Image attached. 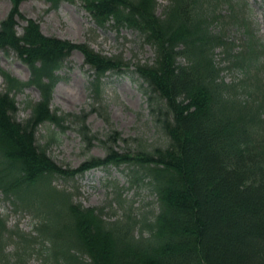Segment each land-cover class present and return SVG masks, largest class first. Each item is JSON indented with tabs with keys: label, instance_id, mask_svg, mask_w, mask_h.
I'll return each instance as SVG.
<instances>
[{
	"label": "trees",
	"instance_id": "obj_1",
	"mask_svg": "<svg viewBox=\"0 0 264 264\" xmlns=\"http://www.w3.org/2000/svg\"><path fill=\"white\" fill-rule=\"evenodd\" d=\"M22 1L10 0L0 20V50L12 51L29 69L25 81L0 68V193L39 220L33 234L25 233L8 229L0 213V258L22 264L31 246L44 242V264H264V47L245 23L244 3L168 0L158 14L157 0H78L97 26L132 29L152 48L150 61L131 63L86 42L43 34L36 20L21 13ZM47 1L56 8L77 0ZM18 18L25 20L21 33ZM225 18L242 29V44L220 23ZM73 50L92 71L96 101L107 71L134 67L164 144L120 151V134L112 130L100 140L105 156H90L77 167L48 154L54 135L45 143L38 138L45 123L65 129L68 119L76 122L86 149L98 139L87 127V112L50 106ZM217 50L228 67L241 69L240 78L222 77ZM27 86L36 87L39 98L26 101L30 112L18 119L12 92ZM111 165L129 166L130 184L153 192L157 211L151 220L123 206L120 191L122 213L110 219L100 207H85L52 184L56 177ZM26 191L44 199L47 209L24 206ZM12 238L23 244L10 258L4 250Z\"/></svg>",
	"mask_w": 264,
	"mask_h": 264
},
{
	"label": "rangeland",
	"instance_id": "obj_2",
	"mask_svg": "<svg viewBox=\"0 0 264 264\" xmlns=\"http://www.w3.org/2000/svg\"><path fill=\"white\" fill-rule=\"evenodd\" d=\"M157 1L160 4L157 13L160 14L161 5L168 0ZM240 2L245 5V23L252 36L264 47V0ZM9 8V0H0V19ZM20 11L25 17L37 20L46 35H55L74 42H86L96 51L107 55H121L131 63L150 61L153 56L152 48L136 31L126 27L118 30L97 27L79 1H62L56 8H51L47 0H23L20 3ZM220 13L225 14L226 9H221ZM18 22L17 29L21 32L24 21L19 19ZM220 23L226 24V30L231 37L238 38L236 44H242L245 37L241 35V28L227 18L220 19ZM216 59L223 66L221 75L226 81L242 76L241 69L227 66L228 61L221 50L216 51ZM262 60L264 61V55ZM0 66L21 80H26L29 76L27 66L11 51L9 54L0 51ZM59 75L61 78L53 89L50 106L65 113L87 112V127L98 139H94L91 147L86 149L77 131L76 122L68 119L64 122L65 129L49 123L43 124L38 130L39 142L45 143L54 135L47 152L58 164L77 167L90 156L103 157L106 150L100 140L112 130L120 134V140L115 145L120 151L149 148L165 143V137L156 126L150 111L144 85L133 72V66L120 72L105 74L101 79V95L97 101L90 91L92 73L78 50L71 52ZM4 90V81L0 75V92ZM12 94L18 106L17 118L23 119L29 114L26 101L38 99V91L29 86ZM129 179V166L120 165L93 168L73 178L56 177L52 184L71 192L73 201L85 207H100L107 218L120 216L122 204L130 208L136 218L146 217L151 220L157 211L155 195L147 185H131ZM116 191L121 192V204L116 200ZM23 198V205L32 211L47 209L44 199L32 191H26ZM14 202L13 197L5 199L0 193V213L6 219L7 228L33 234L39 216ZM22 244L17 238L8 239L4 253L11 258ZM46 245L40 242L31 246L22 264H44ZM0 264L12 262L0 258Z\"/></svg>",
	"mask_w": 264,
	"mask_h": 264
}]
</instances>
